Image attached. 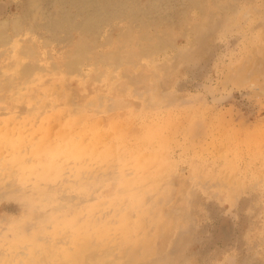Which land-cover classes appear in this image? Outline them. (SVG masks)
Returning a JSON list of instances; mask_svg holds the SVG:
<instances>
[{
    "label": "rangeland",
    "instance_id": "rangeland-1",
    "mask_svg": "<svg viewBox=\"0 0 264 264\" xmlns=\"http://www.w3.org/2000/svg\"><path fill=\"white\" fill-rule=\"evenodd\" d=\"M0 264H264V0H0Z\"/></svg>",
    "mask_w": 264,
    "mask_h": 264
},
{
    "label": "bare ground",
    "instance_id": "bare-ground-1",
    "mask_svg": "<svg viewBox=\"0 0 264 264\" xmlns=\"http://www.w3.org/2000/svg\"><path fill=\"white\" fill-rule=\"evenodd\" d=\"M70 70V69H69ZM73 70V69H72ZM17 128V127H16ZM18 129V128H17ZM27 132V131H26ZM23 136H25L24 134H23ZM78 144L79 145H81V144H83L82 143V141H80V142H78ZM76 146H79V145H77V144H75ZM76 148V150L78 151V154L80 153V150H79V148L78 147H75ZM99 232V231H98Z\"/></svg>",
    "mask_w": 264,
    "mask_h": 264
}]
</instances>
